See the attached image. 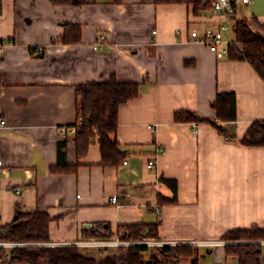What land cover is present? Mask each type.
I'll return each instance as SVG.
<instances>
[{"label": "crops", "instance_id": "0c3cea01", "mask_svg": "<svg viewBox=\"0 0 264 264\" xmlns=\"http://www.w3.org/2000/svg\"><path fill=\"white\" fill-rule=\"evenodd\" d=\"M171 1L85 0L72 7L0 0L1 227L18 212L46 214L43 245L74 246L159 220V244L193 246L207 264H239L219 238L231 229H264V147L239 143L253 121L264 120V83L248 62L218 58L190 40L192 31L228 22L213 11L214 0ZM234 14L255 18L264 37V0L236 1ZM66 25L80 27L78 43H58ZM98 34L106 45L94 49ZM111 76L138 85V95L118 108L110 136L124 157L102 163L94 139L77 160L73 136L62 134L78 122L74 86ZM220 92L236 98L237 119L224 124L233 138L209 123H196L194 134L195 122L174 121L179 111L214 119L210 104ZM162 180L176 182L177 202L158 209V197L173 195ZM79 249L94 257L116 251Z\"/></svg>", "mask_w": 264, "mask_h": 264}, {"label": "trees", "instance_id": "16d2710c", "mask_svg": "<svg viewBox=\"0 0 264 264\" xmlns=\"http://www.w3.org/2000/svg\"><path fill=\"white\" fill-rule=\"evenodd\" d=\"M52 5L79 7L85 0H49ZM121 0H114L119 3ZM162 3L171 0H158ZM228 18L234 42L227 47L226 57L234 61L248 62L264 83V37L255 26V18L246 20L235 16V5ZM255 25V26H254ZM258 25V24H257ZM80 40V27L66 25L59 44H76ZM75 106L79 124H75L73 135L76 159L83 158L90 143L97 139L102 163L118 164L124 157L119 145L110 136L117 131L118 108L138 95L135 83H119L111 76L102 83L76 84ZM214 119H206L190 111L174 114L175 122H205L211 124L224 137V124L237 119L236 98L232 92L217 93L211 102ZM243 146L264 147V120H255L239 140ZM61 167V166H59ZM63 167V168H62ZM57 168L66 171L64 166ZM56 169H54L55 171ZM72 170V169H69ZM73 170H75L73 168ZM172 191L171 198L158 197L157 208L177 202V184L173 180H162ZM51 218L46 214L18 212L9 225L2 227L0 241L42 245L14 247L9 251V264H199L197 249L190 245L144 246L131 245L117 249L113 254L94 257L80 251L76 246H45L49 241L48 225ZM159 220L149 224H132L119 227L124 230L121 240L128 242L158 241ZM117 231V232H118ZM92 237H101L96 231ZM225 243L226 256H236L239 264H261V242L264 229L252 226L249 229H231L220 238ZM5 251L1 250L3 256Z\"/></svg>", "mask_w": 264, "mask_h": 264}, {"label": "built area", "instance_id": "2783aa9c", "mask_svg": "<svg viewBox=\"0 0 264 264\" xmlns=\"http://www.w3.org/2000/svg\"><path fill=\"white\" fill-rule=\"evenodd\" d=\"M236 1L247 5L252 0H214L212 4V9L215 13L223 15L228 22L219 26L217 29H206L202 34H198L196 31H192L190 33V40L192 42L200 43L206 46L212 53L215 54L216 57L221 58L227 55V47L230 43L234 42V38L232 35L231 25L229 21L230 15H232L234 11V5ZM228 31L230 33V38L226 39L224 37V32ZM106 45V36L104 34H98L96 38V42L93 46L94 49L102 48ZM2 49V44L0 43V50ZM38 52H42V48H37ZM80 120V119H79ZM78 120V124H79ZM6 126L5 120L0 118V128ZM196 123H192V130L193 133L196 134ZM76 131V127L73 126L70 129L63 130L62 134L69 133L72 136ZM125 164V163H124ZM0 166H2V160L0 159ZM154 166V160L150 159L147 162V167L152 168ZM21 188L16 189V193H18ZM112 203L117 202V196L113 195L110 198ZM2 227L0 226V232H2ZM124 235V230L116 232L114 238L105 239V238H91L89 240L80 241L74 244L76 247H96V248H114L119 249L121 247L131 246V245H144V246H164L159 244L157 241H140V242H128L121 240V236ZM28 245H42V244H28V243H14V242H4L0 241V251H5L4 255L0 254V264H9V252L14 247H21V246H28ZM172 246V245H171Z\"/></svg>", "mask_w": 264, "mask_h": 264}, {"label": "rangeland", "instance_id": "374dc122", "mask_svg": "<svg viewBox=\"0 0 264 264\" xmlns=\"http://www.w3.org/2000/svg\"><path fill=\"white\" fill-rule=\"evenodd\" d=\"M255 26V25H254ZM79 248V247H78ZM87 248H95V249H97L96 247H87ZM98 249H101V250H105V249H107V248H98ZM110 249V248H109ZM112 249H114V248H112ZM80 251H84V250H82V249H80ZM114 253V251L113 250H108V251H106L105 252V254L103 255V256H105V255H108V254H113ZM98 258V257H97ZM198 260H199V262L200 263H202V264H207L206 262H208L209 263V260H206L205 258H202V256H199L198 257Z\"/></svg>", "mask_w": 264, "mask_h": 264}]
</instances>
